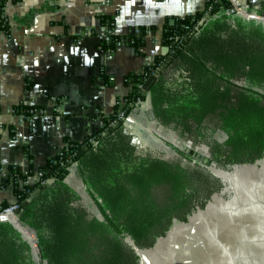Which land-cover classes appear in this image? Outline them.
<instances>
[{"label": "trees", "instance_id": "obj_1", "mask_svg": "<svg viewBox=\"0 0 264 264\" xmlns=\"http://www.w3.org/2000/svg\"><path fill=\"white\" fill-rule=\"evenodd\" d=\"M18 1L0 0V29L5 34L10 30L5 7ZM251 1L248 12L264 18V0ZM259 18L241 16L229 0H206L203 11L173 24L140 27L137 34H115L98 43L105 52L120 43L141 56L149 40L146 32L151 31L168 53L155 56L141 73L126 74L128 94L116 100L113 113L96 109L89 114L92 128L86 137L81 142L65 140L39 168L36 184L29 183L34 170L26 146L21 149L29 161L27 172L15 166L5 170L18 221L33 231L40 264H140L136 249L153 248L174 223H188L221 191L222 182L209 164L226 170L264 157V22ZM111 22L101 17L102 26ZM154 75L147 94H142ZM101 80L113 84L104 74ZM147 96L153 119L193 146H206L207 162L167 142L179 157L165 159L138 142L125 121ZM13 110L24 116L45 113L25 103ZM72 165L101 219L68 185ZM14 204L3 202L0 211ZM0 264H36L31 245L6 220H0Z\"/></svg>", "mask_w": 264, "mask_h": 264}, {"label": "crops", "instance_id": "obj_2", "mask_svg": "<svg viewBox=\"0 0 264 264\" xmlns=\"http://www.w3.org/2000/svg\"><path fill=\"white\" fill-rule=\"evenodd\" d=\"M102 1L20 0L6 5L10 30L5 34L0 29V204L16 202L5 170L15 166L27 172L29 161L22 147L32 156L34 173L29 183L34 185L39 168L64 147L65 140L81 142L86 137L92 128L89 114L96 109L105 115L113 113L116 100L128 94L123 84L126 74H139L155 56L168 53L158 34L146 41L141 56L128 46L113 52L101 50L95 33L102 27V16L112 21L116 35H131L140 27L160 29L167 21L201 12L206 3L111 0L97 9ZM102 74L113 84L105 85ZM21 103L42 107L46 117L20 125L10 110ZM148 123L167 129L153 119L147 96L128 115L125 126L140 144L153 149ZM66 181L83 203L90 201L76 165L71 166Z\"/></svg>", "mask_w": 264, "mask_h": 264}, {"label": "rangeland", "instance_id": "obj_3", "mask_svg": "<svg viewBox=\"0 0 264 264\" xmlns=\"http://www.w3.org/2000/svg\"><path fill=\"white\" fill-rule=\"evenodd\" d=\"M148 129L152 150L165 159L179 157L167 142L194 154L196 160H207L206 146H193L154 123H148ZM216 138L222 140L223 135L217 134ZM208 168L221 180V191L211 197L206 210L191 216L188 223H174L153 248L138 249L140 264H264V157L252 165L222 170L209 164ZM90 201L84 205L101 219ZM19 229L32 245L36 264H40L33 231L22 226Z\"/></svg>", "mask_w": 264, "mask_h": 264}, {"label": "built area", "instance_id": "obj_4", "mask_svg": "<svg viewBox=\"0 0 264 264\" xmlns=\"http://www.w3.org/2000/svg\"><path fill=\"white\" fill-rule=\"evenodd\" d=\"M231 5L233 6L234 11H236L238 14H240L241 16L247 17V18H254L257 19L259 17H256L252 14H250L248 12V8L250 7V5L252 4L251 0H229ZM111 2V0H104L101 3L98 4V6L96 7L97 9L103 7V6H107L109 5ZM261 19V18H259ZM137 32H135L134 34H137ZM115 35L114 31H113V24L112 22L108 25V26H102L99 30V32L97 33V38L102 42H108L110 41L111 37H113ZM156 33H153L151 31H147L145 38L146 39H154L156 38ZM157 38H160L159 35H157ZM120 47V43L117 44V48ZM27 104V103H25ZM10 113L13 114L19 121L20 125H25V124H30L32 122V120L34 118H40L41 120L46 117V114H35V115H31V116H24V115H16L14 110H10ZM120 118H122V114L119 116ZM2 173V172H1ZM18 211V206L17 205H11L5 209H3L2 211H0V220H6L9 221L11 223H14L15 221V216H14V212ZM13 221V222H12Z\"/></svg>", "mask_w": 264, "mask_h": 264}, {"label": "water", "instance_id": "obj_5", "mask_svg": "<svg viewBox=\"0 0 264 264\" xmlns=\"http://www.w3.org/2000/svg\"><path fill=\"white\" fill-rule=\"evenodd\" d=\"M169 23L170 24H173L174 23V21L173 20H170L169 21ZM154 78H155V75L154 76H152L151 78H149L148 80H147V82L144 84V86H143V89H142V94H144V95H146L147 94V91H148V87H149V85L151 84V82L154 80ZM204 162H207L206 160H203ZM14 216L16 217L15 218V221H14V223H12L13 225H14V227L21 233V231L19 230V227L21 226V224L19 223V221H18V211H15L14 212ZM22 234V233H21ZM24 237V236H23ZM26 239V238H25ZM27 240V239H26ZM28 241V240H27ZM28 243L30 244V242L28 241ZM31 245V244H30ZM31 247H32V245H31ZM34 248H35V245H34ZM136 249V248H135ZM33 250V249H32ZM36 250V249H35ZM136 251H137V253H138V249H136ZM138 255H139V253H138Z\"/></svg>", "mask_w": 264, "mask_h": 264}, {"label": "bare ground", "instance_id": "obj_6", "mask_svg": "<svg viewBox=\"0 0 264 264\" xmlns=\"http://www.w3.org/2000/svg\"><path fill=\"white\" fill-rule=\"evenodd\" d=\"M20 230V229H19ZM21 231V230H20Z\"/></svg>", "mask_w": 264, "mask_h": 264}]
</instances>
